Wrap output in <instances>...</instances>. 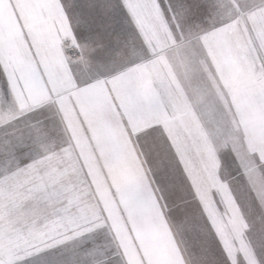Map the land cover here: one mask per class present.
Listing matches in <instances>:
<instances>
[{
    "label": "clouds",
    "instance_id": "9594fccd",
    "mask_svg": "<svg viewBox=\"0 0 264 264\" xmlns=\"http://www.w3.org/2000/svg\"><path fill=\"white\" fill-rule=\"evenodd\" d=\"M58 3L60 13L53 18L52 32L59 42L63 67H57L54 73L51 68L45 72V65L40 61L47 55V51L43 45H36L39 49L37 57L34 59L30 52L25 53L23 67L15 60L0 62V94L6 86L13 88L14 95L18 93L24 103V115L28 122L48 123L52 134L50 147L53 154L63 167L72 170L74 176L77 200L72 214L75 223L69 224L64 219L67 213L62 200L50 201L47 196L36 194L35 190L43 182L45 172L37 170L26 174L24 183H18L14 177L9 180L8 177L12 174L4 172V175H0V179L4 181L0 185V191L11 196L24 188L30 194L14 202L3 217H0L3 220L0 225V244L5 249L11 248L18 261L31 258L30 264H45L41 257L35 255L38 247L33 243L35 231L48 233L50 226L56 232L71 228H93L95 230L86 241L93 247L111 251L123 244L126 248L130 245L138 254H142L137 234L145 233L143 218L136 215L132 222H124L123 230H118L113 224L109 207L124 196L130 187H143L147 184L154 188L152 195L157 201L159 216L165 221L161 232L164 238L170 235L172 243L179 250L183 238L175 232L170 217V213L176 209L175 190L184 192L185 208L181 211L190 217H199L198 199L192 195L189 185L184 183V173L177 165L168 130L156 121L166 117L168 129H175L176 111L173 105L180 101L183 91L182 75L178 70L175 71V80L170 85L168 94L161 93L159 76L151 74L154 67H159L153 65V61L158 60L160 53L146 50L137 35L131 31L114 52L119 63L110 71L104 75L83 72L81 57L71 52L73 48L76 52L82 51L73 31L77 27L82 0H69L66 7L61 4V0ZM164 3L167 4V0ZM143 23L157 38L166 40L171 37L169 51L182 41L189 43L188 52L205 91V101L212 111L211 120L195 105L190 114H184V119L191 122L189 139L199 149L196 171L201 178H214L232 192L231 181L235 177L220 176L222 157L231 151L233 141L247 147L254 129L264 126V43L257 42L255 46L250 43V29L255 28L253 20L245 14L232 18L205 17L204 21L196 22L205 29L201 36L217 33L218 37L227 38V50L216 42L205 45L201 38L189 40L187 26L181 31L177 22L172 20L169 24L162 12L158 17H146ZM65 24L67 31L71 33L70 37L65 34ZM260 27H264V24ZM251 34L253 35L252 32ZM173 67L175 68L174 64ZM165 70L160 68V72ZM116 77L123 78L129 90L138 95L140 103L134 112L129 113L123 108L117 111L116 105L106 99L102 120L91 104L82 103L79 106L82 108L81 117L77 118L73 127L79 125L81 132H86L88 128L96 129L101 151L99 155L93 154L89 164H79L72 158L74 140L72 129L65 118V112L74 99L73 92L80 94L82 101L94 98L102 88L111 87V82ZM42 95L49 96V101L34 107V102ZM157 96L163 102V113L156 102ZM201 130L206 138L200 136ZM5 168V161L0 160V171ZM129 171L131 184L128 182ZM162 175L167 177L166 184L161 183ZM48 187L51 189L52 185L49 184ZM232 200L235 202V194L232 195ZM7 203L6 200L5 204ZM236 210L243 221L242 234H247L253 225L257 226V231L264 229V205L252 206L246 203L241 207L236 204ZM212 240L211 233L207 232L206 254L201 264H218ZM144 243L145 248L152 245V241L147 238Z\"/></svg>",
    "mask_w": 264,
    "mask_h": 264
},
{
    "label": "snow or ice",
    "instance_id": "6c2138e0",
    "mask_svg": "<svg viewBox=\"0 0 264 264\" xmlns=\"http://www.w3.org/2000/svg\"><path fill=\"white\" fill-rule=\"evenodd\" d=\"M68 2L69 0H61L65 7ZM2 6L3 0H0V7ZM160 12L169 24L175 20L181 31L187 26L189 40L201 38L205 45L223 41V47L227 50V38L218 37L217 33L201 36L205 29L196 22L204 21L205 17L232 18L235 15L247 14L255 24L259 16H264V0H240L235 5L224 3L223 0L219 3H213L212 0H167V4L164 0H82L77 27L73 29L82 51L71 49V52L81 57L82 71L93 75H104L110 71L119 63L114 52L121 46L126 34L131 31L139 38L144 30V19L151 15L158 17ZM257 42L264 43V27H259L255 35L250 32L252 46ZM0 58H3L2 53ZM112 91H115L119 98V103L113 98L117 111L123 108L125 112L131 113L137 109L140 103L138 95L129 90L122 77L112 80L110 94ZM48 101L49 96L42 95L33 106ZM24 107L19 94L14 95V89L6 86L0 94V160L5 161L6 168L0 171V175H4V172L11 173L12 176L8 179L12 180L14 177L18 180L19 177L37 170L45 172L46 176L35 190L36 194L47 196L50 201L62 200L66 205L64 211L67 213L64 219L73 224L75 217L72 213L77 200L74 181L53 154L50 147L52 134L48 123H29L24 115ZM37 110L42 111L40 108ZM161 183H167L166 176H161ZM49 184L52 185L51 189ZM29 194L24 188H20L18 194L13 193L11 196H6L0 191V216L3 217L14 202ZM170 217L175 232L183 238V264H201L206 254L205 235L211 230L209 221L203 214L190 217L179 208L174 209ZM94 230L71 228L63 232L57 231L54 235L50 231L42 233L38 230L40 238L46 235L49 238L37 247L35 255L41 257L45 264H133L129 251L123 244L111 251H103L87 243ZM246 235L248 243L243 252L228 247L213 236L212 243L218 264H264V229L257 231V226L253 225ZM30 259L18 261L12 251L0 254V264H30ZM140 264H144L142 256Z\"/></svg>",
    "mask_w": 264,
    "mask_h": 264
},
{
    "label": "rangeland",
    "instance_id": "374dc122",
    "mask_svg": "<svg viewBox=\"0 0 264 264\" xmlns=\"http://www.w3.org/2000/svg\"><path fill=\"white\" fill-rule=\"evenodd\" d=\"M212 2L219 3L221 0H212ZM223 2L235 5L240 0H223ZM59 13L58 0H3V6L0 7V53L3 58H0V62L6 59L15 60L23 67L25 53L30 52L35 59L39 51L35 46L43 45L47 51V55L40 61L45 65L43 70L47 72L51 68L54 73L57 67H63L59 42L55 39V33L52 32L53 18ZM261 24H264V17H258L255 28L250 29L253 35ZM143 29L139 35L142 46L146 50L160 53L158 60L153 61V65L159 67H154L151 74L159 76L161 93L168 94V89L175 80V71L178 70L183 78L180 101L173 105L176 111L175 129H168L166 117L157 120L156 123L163 124L168 130L177 165L184 173V183L189 185L192 195L198 199L199 216L203 214L211 225V230L208 233H211L212 238L214 236L221 243L227 244L228 247L243 252L247 248L248 238L246 234L241 233L243 221L240 213L236 210V204H240L241 207L246 203L252 206L264 205V163H261L264 161V147H261L264 146V126L254 129L247 147L233 141L231 151L222 157L223 165L220 168V176L235 177L231 181L232 192H229L214 178H201L196 171L199 149L189 139L191 122L184 119V114H190L195 105L200 107L211 120L212 111L211 106L205 101V91L197 76L195 63L188 52L189 43L182 41L179 46H173V50L169 51L171 37L161 40L152 34L145 24H143ZM64 30L65 34L70 37L71 33L67 31L66 24ZM21 45L24 47L21 48ZM217 45L223 46V41H219ZM209 54L211 55V51ZM161 67L166 70L160 72ZM146 74L151 75L147 72ZM113 92L119 101L116 92ZM156 102L163 113L165 109L159 96H157ZM199 134L202 138H206L203 130ZM72 158L76 162L74 155ZM66 169L74 181L72 170ZM26 179V176H21L17 181L24 183ZM3 182L0 179V184ZM233 194L236 197L235 202L232 200ZM184 199V192L176 189L174 198L176 208L180 210L185 208ZM2 224L3 220L0 219V225ZM50 232L54 235L56 230L50 226ZM33 235V243L38 246L47 242L49 238L47 235L40 238L37 231ZM179 249L182 253L184 244H181ZM9 251H12L11 248L5 249L0 244V254Z\"/></svg>",
    "mask_w": 264,
    "mask_h": 264
},
{
    "label": "crops",
    "instance_id": "0c3cea01",
    "mask_svg": "<svg viewBox=\"0 0 264 264\" xmlns=\"http://www.w3.org/2000/svg\"><path fill=\"white\" fill-rule=\"evenodd\" d=\"M110 88H102L94 98L83 101L80 94L73 92L74 99L65 112V118L72 129L74 140L73 155L79 164H89L92 161L93 154L99 155L101 151V144L96 129L88 128L86 132H81L79 125L73 127L74 122L82 114V108L79 106L82 103L91 104L98 118L102 120L104 101L110 99L113 103V98H116L113 91L110 94ZM127 175L129 178L128 182L131 184V172L129 171ZM153 192L154 188L147 184L143 187H130L124 196L115 203L110 204L109 212L113 224L118 230H123L125 221L132 222L136 215L143 218L145 233L137 234V239L140 241L138 247L143 249L142 254H138L137 250L131 248L130 245L127 246L133 264H140L141 256L144 264H183L180 249L177 250V246L172 243V237L168 235L167 238H164L161 232L165 221L163 217L159 216L160 210L156 199L152 195ZM146 238L152 241L150 248H145L144 241Z\"/></svg>",
    "mask_w": 264,
    "mask_h": 264
}]
</instances>
